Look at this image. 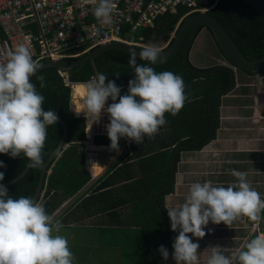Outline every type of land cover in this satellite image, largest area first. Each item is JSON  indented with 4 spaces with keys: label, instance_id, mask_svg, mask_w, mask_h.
<instances>
[{
    "label": "clouds",
    "instance_id": "obj_1",
    "mask_svg": "<svg viewBox=\"0 0 264 264\" xmlns=\"http://www.w3.org/2000/svg\"><path fill=\"white\" fill-rule=\"evenodd\" d=\"M81 3L93 6L94 16L101 26L113 23L116 7L113 0H81ZM184 15L170 38H174L180 24L188 16ZM170 42L168 40V45L162 50ZM143 43H146L145 38ZM140 46L143 49L139 55L135 49L130 51L129 64L134 68L135 75L129 80L125 94H122L121 87L113 80H108L104 74H97L86 84L82 112L87 122L91 117L100 118L105 112L110 121L106 125L110 142H98L109 143V149L119 155L120 139L130 141L129 148H125L126 152L115 160H119L117 165L114 166V162L110 167H114V170L133 159L132 142L138 145L145 137L154 139L161 127L167 123L166 114L178 115L188 101L181 76L170 71L156 72L154 67L149 66L160 60L158 57L161 49L156 45ZM137 56L148 63L138 64ZM0 57L6 59L5 63H0V154L9 155L11 158L23 155L31 162L30 168L39 169L45 162L43 152L48 126L56 124L59 119L56 111L44 109L45 98L32 82V77L36 76L40 87L46 86L44 76H37L42 66L33 59L29 46L24 43L14 49L0 48ZM222 60L223 64L217 65H228L224 57ZM237 70L241 69L235 68V85ZM256 74H249L254 78V83ZM109 98L111 104H108ZM70 102L71 100V111ZM80 113L76 112L77 115ZM55 154L57 157L62 155L59 149ZM120 162L121 165L118 166ZM3 167L6 165L0 161V168ZM113 171H106L102 175L109 176ZM231 175L236 178V182L228 184L227 187L214 185L211 180L194 182L189 187L184 203L165 204L171 230L178 231L172 244L175 264H200V245L194 243L188 234L196 238L205 237V228L209 222L215 225L223 223L231 228L234 222L245 217L256 224L264 218V198L252 187L247 173L232 170ZM4 178L5 173L0 171V181ZM90 179L88 183L94 181ZM44 193L45 189L38 201L23 196L12 198L7 187L0 184V264H74L75 257L68 239L60 234L64 225L54 218V214L46 211L41 201ZM245 248L246 250H240L238 254L226 256L220 247H210L206 264H264V235L250 239ZM158 251L164 260L168 259L169 252L163 245L159 246Z\"/></svg>",
    "mask_w": 264,
    "mask_h": 264
},
{
    "label": "trees",
    "instance_id": "obj_2",
    "mask_svg": "<svg viewBox=\"0 0 264 264\" xmlns=\"http://www.w3.org/2000/svg\"><path fill=\"white\" fill-rule=\"evenodd\" d=\"M262 1L264 2V0ZM187 10V8L181 7L176 13L160 15L156 20L155 27L144 28L137 33V36H145V39L159 37L163 40H171V44L174 40V38H170L171 33L175 31L178 22ZM208 12L223 24L247 58L257 59L264 55V17L256 8L243 0H219ZM185 42L169 58L158 60L155 65H149L154 67L156 72L170 71L181 76L186 86L185 92L188 96V101L178 115L170 116L166 114V118L171 122V128L168 137L159 143L161 150L155 153V167L148 171L149 176L152 177L146 179L147 185L144 184L147 186L146 193L149 194L146 197L138 195L131 200L135 212H142L143 216L146 217L144 222L135 227V231H138V237H135L134 264H171L169 258L167 260L163 259L158 248L160 245H163L169 250L172 248L174 237L178 235V231L174 232L171 230L170 219L164 207V198L172 191L173 183L159 194L156 204H154L153 198L159 189L169 183L170 162L174 151L184 145H199L208 137L212 120L210 111L215 122V129L211 135L212 137L214 136L215 130L219 125L221 96L213 100L210 110L208 103L214 93L225 88L230 82L229 73L222 69L203 75L189 71L183 61ZM72 52L75 53L76 51L72 50ZM129 56L130 53L121 49L106 50L92 61L73 68L68 72V80L73 83H82L95 75V73L104 74L108 80H113L121 87L122 94H125L129 80L133 79L135 75L134 68L129 64ZM43 62L46 61H39L40 65ZM137 63L147 64L148 62L142 61L137 56ZM246 72L254 74L252 71ZM39 75L44 76L46 86L41 88L40 81L36 79V76L32 77V82L36 85L37 91L45 98L44 109L56 111L58 117L65 121L68 129L66 138L68 145L65 149L61 150L62 155L53 161L51 173L45 179L43 187L45 189L44 196L60 190L65 196L70 197L90 179V175L84 169L83 154L79 149L80 141L84 138L83 119L75 117L70 111V89L65 85L58 70L54 68L46 69L39 72L37 76ZM117 75H119L118 78L116 77ZM226 93L228 91L223 94ZM184 121L190 125L187 129L182 127ZM47 132V141L43 152L44 161H46L58 145L63 134V127L57 122L48 126ZM98 140L110 142L107 137L99 138ZM146 153L139 150L138 155H135L133 151V159L131 161H127L122 166L117 167L105 179L94 182V185L98 184L94 189L95 193L89 194L78 203L80 204L79 207L85 210L84 214L89 216L99 209L107 211V214H111L119 203L129 201L113 199L109 202L108 198L111 193L106 192L108 190L102 191V189L110 186L117 180L132 178L131 168L135 159L138 160V170L141 171L144 168V155ZM179 157L180 153L177 154L175 161H178ZM0 161H3L6 165V167L0 168V171L5 173L3 181H7L23 170L27 158L23 155L11 158L9 155L0 154ZM118 161L115 162L114 166L117 165ZM42 167L39 169L29 167L22 178L7 185L9 196L12 198L22 196L31 198L36 186H38ZM92 186L89 185L87 190H90ZM129 186H125V188H129ZM118 215L121 216L119 213ZM121 220L128 223L127 218ZM173 232L174 234H171ZM165 235L167 236L161 239ZM152 245L154 246L151 256L150 249ZM243 250H246V248Z\"/></svg>",
    "mask_w": 264,
    "mask_h": 264
},
{
    "label": "crops",
    "instance_id": "obj_3",
    "mask_svg": "<svg viewBox=\"0 0 264 264\" xmlns=\"http://www.w3.org/2000/svg\"><path fill=\"white\" fill-rule=\"evenodd\" d=\"M129 38L130 36H126V39ZM151 39H146V44ZM162 41L168 43L167 40L162 39ZM220 54L212 34L206 28H202L191 50L190 57L193 64L199 68L223 64L224 60ZM253 79L247 72L237 70V85L221 97L219 125L214 136H211L209 144L199 150L185 148L180 152L179 160L176 161L174 167L173 189L165 196L164 207L166 203L170 205L184 203L189 187L194 182L203 183L211 180L214 185L227 187L228 184L236 182V178L231 175L232 170L246 172L252 187L264 196V99L260 96L262 90L259 94L253 90ZM167 115L171 116V114ZM166 120L167 123L162 126L154 139L145 137L144 141L138 145L135 142L131 143L135 155H138L139 150L147 152L144 155V168L141 171L138 170V160L135 159L137 161L134 160L131 168L132 178L117 180L102 189V191L108 190L106 192L111 193L108 198L109 202L113 199L129 200L126 203H119L116 209L122 219L127 218V225L131 228L138 227L146 220L142 212H135L131 200L138 195L146 197L149 194L146 193V179L152 176H149L148 171L155 167V153L161 150L159 143L168 137L171 128L170 120L167 118ZM182 127L187 129L190 125L184 121ZM109 160L106 157L103 161L99 160L98 165L92 170L94 181L87 182L72 196L67 197L60 190L44 196L45 198L43 197L41 201L46 211L54 214V218L61 221L64 226H77L85 220H93L94 225H98L96 220L102 217V214L108 215L107 211L99 209L88 216L84 214L85 210L80 208L78 203L89 194L95 193L94 189L98 184L94 185V182L97 178L103 180L107 177V175H102L104 172L114 170V167H110L115 161L111 159L112 162H109ZM89 185L93 186L85 192ZM128 185H130L129 188H125ZM75 199L78 200L75 201ZM205 232L206 235L203 238L188 234L194 243L200 245L198 248L200 264H206L210 255V247L218 246L224 255L231 256L243 250L250 239L257 235H264V233H254L250 230L245 225L244 218L234 222L231 228L223 223L215 225L209 222ZM173 251V248L168 250L171 264H175L172 258Z\"/></svg>",
    "mask_w": 264,
    "mask_h": 264
},
{
    "label": "built area",
    "instance_id": "obj_4",
    "mask_svg": "<svg viewBox=\"0 0 264 264\" xmlns=\"http://www.w3.org/2000/svg\"><path fill=\"white\" fill-rule=\"evenodd\" d=\"M217 2L218 0H113L116 6L113 23L101 26L94 16L93 6L82 4L81 0H0V48L14 49L24 43L29 46L33 59L39 62L75 57L113 41L143 45L144 36L137 38L135 34L144 28L154 27L160 15L176 13L181 7H185L188 9L185 17L192 12L207 11ZM126 33L129 34V39H126ZM72 50L76 52L73 53ZM5 62L6 59L0 57V63ZM58 73L71 89L72 114L83 118L84 138L80 141V150L84 156V169L92 180L94 175L89 171V166L94 165V162L96 164L101 154L110 159L109 162L115 161L126 152L125 148H129L130 141L120 139V154L117 155L109 149V143L98 142L100 137H108V114L105 112L100 118L91 117L87 122L82 112L86 84L97 73L81 84L70 82L67 73L59 70ZM77 85L83 88L84 96L74 94ZM73 101L77 103L74 108ZM111 103L109 98L108 104ZM76 112L81 113L77 115ZM130 154L131 152L128 153ZM120 165L121 162L118 166ZM244 222L254 233H264V218L259 224L250 222L246 217Z\"/></svg>",
    "mask_w": 264,
    "mask_h": 264
},
{
    "label": "water",
    "instance_id": "obj_5",
    "mask_svg": "<svg viewBox=\"0 0 264 264\" xmlns=\"http://www.w3.org/2000/svg\"><path fill=\"white\" fill-rule=\"evenodd\" d=\"M243 1L251 5L252 7L256 8L261 13V15L264 17V2L262 0H243ZM202 28H206L212 34V37L214 39V42L218 50L220 51L222 56L227 60L228 65H216L210 68H199L193 64V62L191 61L190 54H191L192 47L195 43V38L199 34ZM185 39H186V42L183 48V61L189 71L195 74H198V75H203V74H208L213 71L222 69V70L227 71L230 75L229 84L225 88L219 90L218 92L214 93L211 96L209 103H208L209 110L211 109V104L216 97L222 96L223 93L230 91L233 85H235V68H238L244 71H252V72L257 73L255 75L256 77L255 83H253V90H255V92L258 94L262 90V93H260V96L262 97V99H264V55L257 59L247 58L243 54V52L241 51L237 43H235V41L233 40L231 35L228 33L226 28L217 18H215L213 15H211L209 12H206V11L195 12V13L188 15L180 24L177 32L174 35V40L170 44V46H168L167 48L163 50L161 49V55L158 57V59L162 60V59H166L172 56L182 46ZM109 49H121L128 53H130L132 49H135L137 55H139V52L143 49V47H141L140 45L127 43L125 41L109 42L104 45H99L81 55H78L76 56V58H62L58 60H49V61L43 62V64H41L42 67L40 68V70H38L37 74L43 70L50 69V68L57 69L64 73H68L73 68L82 66L85 64V62L92 61L98 55L102 54L103 52ZM210 116L212 120H211V128L209 130L208 137L201 144L196 145V146H189V145L180 146L172 154L171 162H170L171 169H170L169 183L165 187L159 189L156 192L154 196V204L156 203V199L158 195L161 192H163L166 188H168L170 184L173 183L174 174H175L174 166L176 164L175 159H176L177 154L185 148L199 150L209 144V140L215 129V122L213 120L211 111H210ZM57 122H59L62 125L63 134H62V137L58 145L55 147L52 153L48 156V158L46 159L42 167L38 186H36L35 192L31 197L32 199L37 200V201L40 199L42 195L46 176L51 173V166H53L54 164L53 161H55V159L58 158L55 154L56 151L59 149L61 152V150L65 149L66 146L68 145V143H66V138H67V133H68L67 125L65 121H63L61 118H59ZM30 163L31 162L28 161L27 159L25 167L18 175H16L15 177L7 181H2L0 182V184L7 186L9 184L16 182L20 178H22L25 175V173L28 171ZM171 234H174V232ZM166 236L167 235L161 237V239H163ZM153 246L154 245H152L150 249L151 256L153 254L152 252Z\"/></svg>",
    "mask_w": 264,
    "mask_h": 264
},
{
    "label": "rangeland",
    "instance_id": "obj_6",
    "mask_svg": "<svg viewBox=\"0 0 264 264\" xmlns=\"http://www.w3.org/2000/svg\"><path fill=\"white\" fill-rule=\"evenodd\" d=\"M126 36L129 37V34ZM142 44L156 45L160 49L168 45L159 37H153L148 44ZM103 160L104 155L101 154L100 161ZM118 213L115 209L111 214H102L96 220V226L93 220L82 221L77 226H64L60 234L68 239L75 257L74 264H134L135 237H138V231L122 221Z\"/></svg>",
    "mask_w": 264,
    "mask_h": 264
},
{
    "label": "bare ground",
    "instance_id": "obj_7",
    "mask_svg": "<svg viewBox=\"0 0 264 264\" xmlns=\"http://www.w3.org/2000/svg\"><path fill=\"white\" fill-rule=\"evenodd\" d=\"M74 94L75 95H80V96H84V90L81 86H76L74 88ZM77 105V103L75 101H73L72 103V108H74L75 106ZM93 167H95V162H94V165H90L89 166V171L92 173V170H93Z\"/></svg>",
    "mask_w": 264,
    "mask_h": 264
},
{
    "label": "flooded vegetation",
    "instance_id": "obj_8",
    "mask_svg": "<svg viewBox=\"0 0 264 264\" xmlns=\"http://www.w3.org/2000/svg\"><path fill=\"white\" fill-rule=\"evenodd\" d=\"M223 57V56H222Z\"/></svg>",
    "mask_w": 264,
    "mask_h": 264
}]
</instances>
